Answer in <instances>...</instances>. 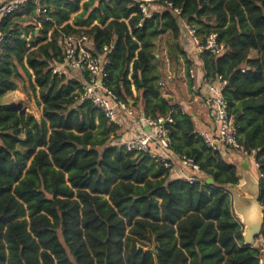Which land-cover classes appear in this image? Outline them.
Wrapping results in <instances>:
<instances>
[{
  "label": "trees",
  "instance_id": "trees-1",
  "mask_svg": "<svg viewBox=\"0 0 264 264\" xmlns=\"http://www.w3.org/2000/svg\"><path fill=\"white\" fill-rule=\"evenodd\" d=\"M157 3L145 17L138 0H26L1 19L0 264H260L231 207L237 166L160 93L154 47L169 34L168 59L181 57L187 72L181 24L201 43L216 33L223 48L199 52L203 77L225 80L238 142L255 154L264 212V0ZM79 33L95 53L106 47L104 84L120 100L147 116L170 114L171 151L192 158L204 178H171L158 160L128 150L117 141L119 127L78 100L88 75L52 72L63 60V35ZM19 79L39 118L3 102ZM260 236L264 244V221Z\"/></svg>",
  "mask_w": 264,
  "mask_h": 264
},
{
  "label": "built area",
  "instance_id": "built-area-1",
  "mask_svg": "<svg viewBox=\"0 0 264 264\" xmlns=\"http://www.w3.org/2000/svg\"><path fill=\"white\" fill-rule=\"evenodd\" d=\"M25 1L6 0L1 2L0 23L5 15L14 10H19ZM166 5L171 6L170 3H166ZM138 7L143 16L148 17L152 12L157 11L156 7H160V5L157 3V0H138ZM173 10L174 13H179L178 9ZM37 11L44 12L45 9L37 7ZM187 34L192 38L198 53L207 50L212 54H219L223 48V44L216 40L215 32L209 33L203 43L195 35V30L189 26H187ZM1 38L2 33L0 30V40ZM62 49L63 60L52 66V72L57 75H67L66 71L73 70L80 77L83 74L88 75V80H81L82 88L78 95V100L87 99L91 101L103 112L108 121L117 125L119 129L126 120H131L136 130L122 143L128 150L146 153L155 160H158L163 167L169 168V170L172 169L173 160L176 159L182 168L195 172L199 171L198 165L192 158L177 155L171 151L169 147V134L170 125L173 121L170 114L156 116L138 115L128 101L124 102L120 100L104 84L106 73L104 72L103 64L105 63L104 52L106 47H103V52L95 53L90 37L84 33H79L63 35ZM199 75V72L193 66L188 68L187 76L192 81L190 89L192 91H201L205 95L207 102L211 106L215 123L214 133L199 134L206 145L212 149L228 147L246 154L238 142V127L234 123L232 115L228 112L227 103L222 94L225 80H221L217 76L213 81H208L202 75ZM182 179L194 182L199 178L194 175H188ZM252 245L259 247L260 255L258 261L260 264H264V244L260 235L256 237Z\"/></svg>",
  "mask_w": 264,
  "mask_h": 264
},
{
  "label": "crops",
  "instance_id": "crops-1",
  "mask_svg": "<svg viewBox=\"0 0 264 264\" xmlns=\"http://www.w3.org/2000/svg\"><path fill=\"white\" fill-rule=\"evenodd\" d=\"M4 1L6 0H0V3ZM181 34L182 39L184 40L183 43L186 54H188V51H191L194 48L196 49L192 38L187 34V25L184 23L181 24ZM252 54L254 53H251L250 55ZM155 55L159 56L157 53ZM189 56L187 57L190 60L189 64H191V62H194V64H196V67L194 68L199 72L200 75L204 76L202 71V63L199 58V53L194 59L191 58L192 55L189 54ZM179 58L181 59V57ZM168 61L170 60L167 56V62ZM185 68H183V74L177 72L178 69L173 67L174 70L170 73L169 76H162V78H160L161 80L158 81L159 91L163 96L170 98L172 102L178 103L184 113L189 114L196 132L214 133L215 123L211 106L207 102L205 95L202 94L201 91H192L190 89V84L192 83V81H189ZM166 70L167 72L170 71L169 62L166 66ZM163 89H165L164 93L162 92ZM133 92L136 93L135 90H133ZM128 103H130L134 107L138 115H144L139 104L133 103L130 99L128 100ZM135 130L136 127L134 126L132 121L126 120L119 129L120 138L117 141L120 143H124V141L127 140L134 133ZM222 150V153L224 154L226 160L236 164L237 168H240L242 164H247L249 169L253 168L256 171L257 166L253 158V154H251L252 156L249 158V155L242 154L240 151H236L228 147H222ZM188 175H194L198 178H204V175L201 171L195 172L187 168H182L181 165L176 161V159H174L173 167L170 170V177L182 179L184 177H187Z\"/></svg>",
  "mask_w": 264,
  "mask_h": 264
},
{
  "label": "water",
  "instance_id": "water-1",
  "mask_svg": "<svg viewBox=\"0 0 264 264\" xmlns=\"http://www.w3.org/2000/svg\"><path fill=\"white\" fill-rule=\"evenodd\" d=\"M253 158L255 159V154ZM236 177L237 182L228 186L231 207L242 225L243 243L252 245L256 237L260 235L264 221L263 206L259 202L258 179L249 170L247 164L240 166ZM206 180L212 182L210 177Z\"/></svg>",
  "mask_w": 264,
  "mask_h": 264
},
{
  "label": "rangeland",
  "instance_id": "rangeland-1",
  "mask_svg": "<svg viewBox=\"0 0 264 264\" xmlns=\"http://www.w3.org/2000/svg\"><path fill=\"white\" fill-rule=\"evenodd\" d=\"M156 9L158 11V10L161 9V7H156ZM183 41L184 40L182 38L179 40L180 44L184 48ZM170 42H171V37H170L169 34H166V33L165 34H161L155 40L154 52L159 55V62L157 64V66H158L159 71H161V73H160L161 77L160 78H162V76H164V77H166L167 75L169 76L170 73L174 70L173 67L178 69L177 72H180L181 74H183V72H184L183 68H185V63H184V61H182V58L180 59L179 57L177 58V61H168L169 64H170V71L167 72V70H166V66L168 65V62H167V50H168ZM189 54L192 55L191 58L194 59V58H196L198 52L194 48L193 50L188 51L187 56H189ZM190 65L193 66V67H196L195 66L196 64H194V62H191V64H189V66ZM185 71H186V69H185ZM75 72L76 71H73V70L66 71V73H67V75L69 77H79V75H77ZM82 80H83V78H82ZM159 80H161V79H159ZM164 90L165 89L162 90L163 93H164ZM3 102L4 103L15 104L21 110L34 114L36 118H39V116H40V109L36 105L35 98H34L33 94L31 93V91L29 89L28 90L24 89L23 80L22 79L18 80L17 89L16 90L10 91L4 96ZM251 156L252 155L250 154L248 157L250 158ZM250 169H251V172L257 177L256 171L253 168H250ZM239 170H240V168L238 167L237 171H239ZM230 198H231V195H230Z\"/></svg>",
  "mask_w": 264,
  "mask_h": 264
}]
</instances>
